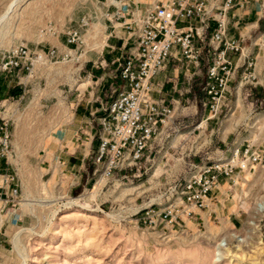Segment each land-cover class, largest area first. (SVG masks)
Returning <instances> with one entry per match:
<instances>
[{"label": "rangeland", "instance_id": "1", "mask_svg": "<svg viewBox=\"0 0 264 264\" xmlns=\"http://www.w3.org/2000/svg\"><path fill=\"white\" fill-rule=\"evenodd\" d=\"M12 1L0 0V17ZM108 1L25 0L0 23V56L18 43L62 52L68 28L78 29L85 40L73 47L72 59L51 60L32 78L23 77L24 84L0 71V84L20 87L17 95H0V105L11 118L10 170L21 198L14 207L7 204L1 216L0 264H264V71L252 82L243 76L233 80L214 119L206 120L208 109L197 92L196 110L181 115L188 119L177 135L185 140L178 146L176 141L168 158L157 164L159 158L140 178L101 180L93 189L91 159L87 184H73L57 161L42 165L45 152L52 156L53 133L64 131L75 110L95 99L101 106L98 97L104 103L110 84H120L117 63L101 56L111 25L101 16ZM82 18L88 26L80 25ZM187 132L190 136L183 135ZM247 147L262 160L239 172L234 183L221 182L223 212L172 228L139 219L189 163L206 153Z\"/></svg>", "mask_w": 264, "mask_h": 264}, {"label": "built area", "instance_id": "2", "mask_svg": "<svg viewBox=\"0 0 264 264\" xmlns=\"http://www.w3.org/2000/svg\"><path fill=\"white\" fill-rule=\"evenodd\" d=\"M208 3L209 0H109L103 3L105 9L101 16L111 25L127 31L134 44L132 50L115 60V77L120 84H110V99L101 104L98 144L91 158L95 176L93 189L101 180L140 178L159 158L157 164L168 158L167 149L175 147L177 133L186 128L188 118L175 115L172 107L150 97L152 78L165 66L174 46L195 67L206 61L200 103L208 109L206 120L216 118L221 112L236 69L230 54L240 52L237 40L227 35L225 16L228 9L245 6L247 0H225L215 15L210 14ZM209 20L215 25L207 37L204 25ZM88 24L86 18L80 20L82 27ZM64 34L62 52L54 46L38 48L26 43L4 49L0 71L16 77L17 84H24L23 77L32 78L40 66L51 60L72 59L76 53L73 47H81L85 40L76 28L66 29ZM203 51L207 54L205 58ZM81 55L79 52L75 59ZM253 68L254 60L247 61L243 79L252 82L256 78ZM200 126L201 122L195 128ZM183 140L185 138L180 142ZM196 152L183 153L189 156ZM11 155V118L0 105V160L6 163L0 167V212L7 204L14 207L21 200L18 178L10 170ZM261 160L262 156L250 147L243 151L237 148L228 154L206 153L198 163H189V169L182 176L171 179L159 201L144 207L139 219L153 225L163 224L166 228L182 227L187 220L195 221L199 219L197 211L210 205L212 194L219 190L222 180L234 183L239 172L254 169Z\"/></svg>", "mask_w": 264, "mask_h": 264}, {"label": "crops", "instance_id": "3", "mask_svg": "<svg viewBox=\"0 0 264 264\" xmlns=\"http://www.w3.org/2000/svg\"><path fill=\"white\" fill-rule=\"evenodd\" d=\"M224 1L209 0L208 8L210 9V14L215 15L217 8ZM263 12L264 0H247L245 6L240 7L235 5L226 12L227 35L236 39L240 47V52L230 54V58L236 67L231 82L238 76H243L246 62L249 60H254L253 70L255 75L262 74L264 71V65L262 68L258 66L260 63L262 65L264 60ZM196 23L198 24V22ZM214 25L215 22L213 20H209L207 25H204L207 37L211 34ZM107 29L109 33L107 34L106 44L102 47V61L115 62L117 58L132 50L134 40L121 26L113 24L107 27ZM195 43L198 44L197 42ZM202 54L203 58L207 55L205 51ZM90 60H87V65ZM205 67V60L202 61L199 67L193 66L187 59L182 57L178 48L174 46L165 66L152 78L151 99L163 101L172 107L174 114L177 116L194 112L197 104L196 93L200 91ZM118 81L120 82V80ZM95 90L97 91L98 87ZM19 91L20 87L8 88L7 85L0 84V95L7 94L9 97L17 95ZM98 99H100L99 105H101L100 96ZM96 100L91 104L87 101L84 106L77 108L73 120L63 128L64 131H55L53 133L52 141L54 145L50 152L52 156L46 155L45 152L43 159H41L42 165L44 161H48L50 165H52L53 161H57L60 167L59 170L64 171L72 179L73 184H87L88 182L90 172L88 161L92 158L98 144V118L103 114L101 106H98ZM198 101L200 102V99ZM94 103H96L95 107H93ZM176 143L177 146L180 144L179 137L174 140L175 146ZM5 164V161L1 159L0 167L3 168ZM57 171L55 168L54 173ZM221 194L223 193L220 188L218 191L213 192L210 205L205 209L197 211L199 219L211 216L213 213L218 214L223 212L224 206L219 200ZM214 206H216L215 209ZM4 210L0 212V222L1 216L4 215ZM237 220L235 221L237 222Z\"/></svg>", "mask_w": 264, "mask_h": 264}, {"label": "bare ground", "instance_id": "4", "mask_svg": "<svg viewBox=\"0 0 264 264\" xmlns=\"http://www.w3.org/2000/svg\"><path fill=\"white\" fill-rule=\"evenodd\" d=\"M25 0H13L9 6L7 7L6 12L0 17V23L8 17V15L13 12L16 8H18L20 6V4L22 2H24ZM262 207L264 208V203L262 205ZM18 239V238H17ZM26 262V261H25Z\"/></svg>", "mask_w": 264, "mask_h": 264}]
</instances>
